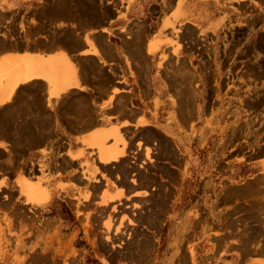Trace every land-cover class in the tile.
Listing matches in <instances>:
<instances>
[{
    "label": "crops",
    "instance_id": "crops-1",
    "mask_svg": "<svg viewBox=\"0 0 264 264\" xmlns=\"http://www.w3.org/2000/svg\"><path fill=\"white\" fill-rule=\"evenodd\" d=\"M216 2L186 0L183 8L200 12L180 23L211 24L207 9ZM75 3L0 0V106L12 103L20 88L41 86L44 135L27 151L39 182L53 187L65 206L39 219L37 254L46 258V233L54 230L60 263H117L119 257L126 264L157 263L173 248L160 242L165 224L191 214L188 205L179 207L197 123L189 105L201 97L190 74V39L168 30L163 18L144 31L122 30L127 21L117 13L98 23ZM199 34L201 40L217 35ZM204 112L208 117L209 107ZM10 181H19L16 172ZM67 210L68 222L62 218ZM107 226L110 241L101 234Z\"/></svg>",
    "mask_w": 264,
    "mask_h": 264
},
{
    "label": "rangeland",
    "instance_id": "rangeland-1",
    "mask_svg": "<svg viewBox=\"0 0 264 264\" xmlns=\"http://www.w3.org/2000/svg\"><path fill=\"white\" fill-rule=\"evenodd\" d=\"M184 2L77 0L75 5L98 23L121 14L127 21L124 31L154 30L163 18L168 30L190 39V74L201 97L189 105L197 123L179 207L188 205L191 214L165 224L160 242L173 248L152 264H264V0H217L207 9L211 24L202 27L180 23L196 20L200 12L194 5L183 8ZM205 30L217 35L198 39ZM206 85L210 93L203 99ZM42 96L41 86L34 84L18 89L12 103L0 106V264H70L68 258L60 263L54 257V230L46 233V258L37 254L39 219L53 218L65 207L54 198L53 187L39 182L33 152L27 151L44 135ZM46 121L51 122L50 114ZM14 172L19 180L15 184L10 181ZM40 188L45 190L42 196ZM30 189L32 202L26 197ZM62 218L68 222V210ZM107 228L101 234L110 241ZM96 240L93 233L91 242ZM120 260L102 264H126Z\"/></svg>",
    "mask_w": 264,
    "mask_h": 264
}]
</instances>
